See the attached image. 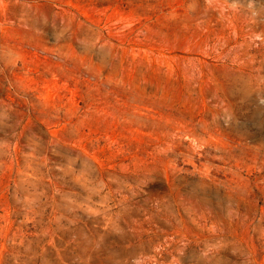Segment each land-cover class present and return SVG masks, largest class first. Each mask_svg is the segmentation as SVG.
<instances>
[{"label": "rangeland", "instance_id": "rangeland-1", "mask_svg": "<svg viewBox=\"0 0 264 264\" xmlns=\"http://www.w3.org/2000/svg\"><path fill=\"white\" fill-rule=\"evenodd\" d=\"M0 264H264V0H0Z\"/></svg>", "mask_w": 264, "mask_h": 264}]
</instances>
